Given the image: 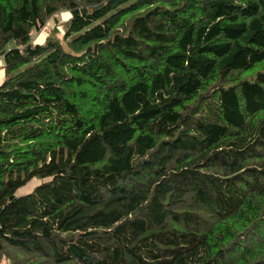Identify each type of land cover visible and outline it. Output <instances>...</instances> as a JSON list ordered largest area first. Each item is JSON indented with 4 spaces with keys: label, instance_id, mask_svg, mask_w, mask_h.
Masks as SVG:
<instances>
[{
    "label": "trees",
    "instance_id": "1",
    "mask_svg": "<svg viewBox=\"0 0 264 264\" xmlns=\"http://www.w3.org/2000/svg\"><path fill=\"white\" fill-rule=\"evenodd\" d=\"M0 58V260L264 264V0H0Z\"/></svg>",
    "mask_w": 264,
    "mask_h": 264
},
{
    "label": "rangeland",
    "instance_id": "2",
    "mask_svg": "<svg viewBox=\"0 0 264 264\" xmlns=\"http://www.w3.org/2000/svg\"><path fill=\"white\" fill-rule=\"evenodd\" d=\"M69 18V13L67 11H60L54 14L51 18L47 20L45 25L35 33H31V38L34 43L42 42L49 34L60 38L63 33V26ZM4 78L3 61L0 58V82ZM37 180H32L29 184L18 190V193H24L30 191L33 186L37 183ZM0 264H10L6 258L0 260Z\"/></svg>",
    "mask_w": 264,
    "mask_h": 264
}]
</instances>
